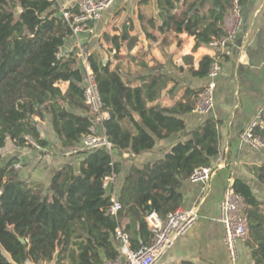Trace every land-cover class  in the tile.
Wrapping results in <instances>:
<instances>
[{
    "label": "trees",
    "instance_id": "obj_1",
    "mask_svg": "<svg viewBox=\"0 0 264 264\" xmlns=\"http://www.w3.org/2000/svg\"><path fill=\"white\" fill-rule=\"evenodd\" d=\"M175 1L158 0L166 11L165 24L193 35L195 49L226 35L223 23L234 0H203L201 5L195 0L173 13ZM206 1L211 7L202 12L200 7ZM67 11L76 13L78 6ZM73 34L71 22L56 0H0V149L11 142L17 148H46L49 142L41 133L39 119L48 115L63 147L80 145L94 129L102 133L98 124L113 145L112 149L84 148L80 169L65 165L55 172L48 187L23 176L25 163L19 156L1 160L0 264H63L67 260L69 264H106L120 255L115 232L122 226L131 236L133 249L150 245L155 234L148 216L156 213L164 219L178 208L183 181L197 169L214 167L212 159L219 153L218 123L208 118L163 159L141 168L133 165L118 195L122 208L112 214V196L104 179L117 178L122 171L123 162L114 158L115 152L140 155L153 150L156 139L185 131L186 123L178 115L194 111L196 102H179L171 109L149 108L147 101L159 96L165 80L150 75L147 83L132 87L118 69L112 70L110 63L92 53L88 60L104 109L110 114L97 122L85 102L83 61L76 52H66ZM106 39L118 50L121 39L135 40L128 33L106 35ZM211 62L212 58L205 56L195 73L207 77ZM61 82L68 83L65 91ZM134 112L140 115L139 120ZM256 134L264 141V126L258 127ZM28 136L40 148L33 146ZM252 170L257 182L264 185V164ZM233 187L246 203L252 264H264V199L245 180L236 179Z\"/></svg>",
    "mask_w": 264,
    "mask_h": 264
},
{
    "label": "crops",
    "instance_id": "obj_2",
    "mask_svg": "<svg viewBox=\"0 0 264 264\" xmlns=\"http://www.w3.org/2000/svg\"><path fill=\"white\" fill-rule=\"evenodd\" d=\"M194 1L176 0L173 13L182 11L183 5L188 7ZM56 2L63 11L78 6L79 0ZM198 3L201 5L203 0ZM210 7L211 3L206 1L200 9L207 12ZM163 13L166 11L159 6L158 0H114L104 10L102 18L91 24L93 31H83L68 39L66 52H76L82 61L96 53L105 63H110L112 70L118 69L132 87L144 85L150 75L165 80L166 85L159 96L147 101L149 108L171 109L179 102H196L207 77H200L195 72L202 59L205 56L213 58L216 51L209 44H201L195 49V37L166 25ZM223 26L225 29L224 23ZM125 33L135 40L130 43L129 39H121L119 50L111 39H106V35L113 37ZM219 54L222 71L217 79L215 106L210 114L203 116L191 111L178 115L185 121L186 130L156 139L151 151L136 156L128 151L114 154L116 160L123 162V168L111 182L108 192L112 198H118L123 180L133 165L141 168L163 159L177 143L189 139L190 132L208 118L218 123L219 153L212 159L215 169L212 178L206 183L193 182L189 178L180 188L183 196L180 206L196 208L199 219L156 264H231L224 242L225 227L219 219V202L225 189L233 179H242L251 183L257 196L264 199V185L257 182L252 170L254 166L264 164V150L245 146L240 138L257 113L262 112L264 119V0H243L241 32L236 42ZM67 86V82L60 83L63 91ZM133 115L136 120L140 119L137 112ZM98 127L101 132L103 126L98 124ZM40 130L49 142L46 148H17L11 142L0 149V162L19 156L25 163L23 176L48 187L55 172L65 165L72 164L79 170L85 155L81 153L82 143L76 147H63L52 128L51 115L40 121ZM239 251L240 259L236 264L253 263L247 241L239 243ZM63 264H69V261Z\"/></svg>",
    "mask_w": 264,
    "mask_h": 264
},
{
    "label": "built area",
    "instance_id": "obj_3",
    "mask_svg": "<svg viewBox=\"0 0 264 264\" xmlns=\"http://www.w3.org/2000/svg\"><path fill=\"white\" fill-rule=\"evenodd\" d=\"M114 0H79L78 12L72 13L63 10L64 16L70 20L73 28V35L83 31H93L89 22H95L102 18L103 12ZM243 24V4L241 0H234L233 6L224 20L226 35L214 38L209 46L214 49L215 55L212 58L207 74V82L200 91L194 111L206 116L211 113L215 106V89L217 79L222 71V60L219 53L223 52L229 45L236 42ZM83 67L86 71L85 102L89 105L91 112L95 115L97 122L108 118V112L104 109V103L99 90L95 72L88 59L83 60ZM263 127V113L259 112L242 131L240 138L243 145L256 150H264V141L256 134V129ZM86 135L82 140V147L85 149L107 147L113 148L112 143L105 135L104 127L102 133L97 130ZM28 141L35 147L40 148L32 137ZM17 167L20 165L17 164ZM215 172L214 167L205 166L197 169L191 175L193 182H208ZM114 176H106L104 187L108 188L114 180ZM122 204L117 197L112 198L110 212L117 215ZM199 219V212L196 208L186 209L178 207L169 212L162 219L156 213L148 216L151 229L154 232V239L150 245H142L139 249L131 247V236L123 227H118L115 232V240L119 244L120 255L109 260L106 264H156L173 247L180 236L188 232ZM219 219L224 224V242L228 251L231 264H236L240 259L239 243L247 241L250 234L249 218L246 209L245 199L229 183L219 202Z\"/></svg>",
    "mask_w": 264,
    "mask_h": 264
},
{
    "label": "water",
    "instance_id": "obj_4",
    "mask_svg": "<svg viewBox=\"0 0 264 264\" xmlns=\"http://www.w3.org/2000/svg\"><path fill=\"white\" fill-rule=\"evenodd\" d=\"M234 183H235V179H233V181H232V185H234ZM0 194H1V192H0ZM21 240H22L23 242L26 241L24 238H22Z\"/></svg>",
    "mask_w": 264,
    "mask_h": 264
},
{
    "label": "rangeland",
    "instance_id": "obj_5",
    "mask_svg": "<svg viewBox=\"0 0 264 264\" xmlns=\"http://www.w3.org/2000/svg\"><path fill=\"white\" fill-rule=\"evenodd\" d=\"M39 121H42V120L39 119Z\"/></svg>",
    "mask_w": 264,
    "mask_h": 264
}]
</instances>
